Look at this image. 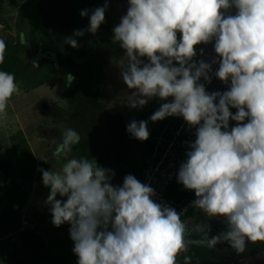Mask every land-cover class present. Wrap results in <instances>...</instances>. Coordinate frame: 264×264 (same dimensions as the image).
Instances as JSON below:
<instances>
[{
  "label": "clouds",
  "instance_id": "9594fccd",
  "mask_svg": "<svg viewBox=\"0 0 264 264\" xmlns=\"http://www.w3.org/2000/svg\"><path fill=\"white\" fill-rule=\"evenodd\" d=\"M107 8L105 3L90 16L81 11L89 18L87 32L97 34ZM112 33L127 58L120 70L133 90L127 106L142 109L159 99L152 122L177 117L195 129L177 182L194 192L191 205L223 218L226 230L208 235V246L227 243L243 253L248 242H264V0H128ZM84 34L75 30L66 43L76 49ZM210 43L212 61L194 59L197 46ZM5 50L0 39V65ZM213 77L227 90L208 92ZM18 93L14 75L0 70V116ZM126 131L141 142L150 136L144 120L130 121ZM80 140L76 130L66 129L57 155L70 157ZM38 171L49 189L51 223L70 226L77 264H178L187 252L180 213L163 197L173 177L153 189L128 174L116 186L112 170L87 158H68L58 172Z\"/></svg>",
  "mask_w": 264,
  "mask_h": 264
},
{
  "label": "rangeland",
  "instance_id": "374dc122",
  "mask_svg": "<svg viewBox=\"0 0 264 264\" xmlns=\"http://www.w3.org/2000/svg\"><path fill=\"white\" fill-rule=\"evenodd\" d=\"M103 1L104 3L88 5L83 9L88 10L90 16L92 10L103 7L105 3L108 4L105 13L106 22L95 35L97 38H107L109 42L105 45L110 44L113 49L110 51L112 54L109 52L106 65L101 73V79L104 82L101 102L111 114L121 113L129 119L133 115L143 114L146 106L142 109H130L127 106V102L131 99L132 90L126 88L120 77V70L126 64L127 58L118 43L112 39V28L126 14L128 0ZM40 2L41 0L18 1V9L10 4V0H0V39L4 40L6 44L5 57L13 54L23 57L24 52L31 56V58L24 60L23 66L16 70L14 77L19 87V93L12 96L8 101L6 113L0 116V158L4 159L0 167V179L5 184L4 187L1 186L0 188V211L4 215H8L14 210L16 212L18 206H22L20 232L12 237L19 248H24L25 242L29 240L25 250L29 253L28 262L34 261L32 257L37 253L41 256L45 253L42 252L43 248L35 239V234H32L35 232L41 240L45 241L44 246L48 248L47 252L53 256L51 261H39L36 258L38 264H73V246L66 238L67 236L63 235V232L66 234L68 232L67 226L64 224L57 228L51 223L52 217L48 206L45 204L49 189L43 185L42 174L38 169L43 166L45 170L52 169L58 172L66 160L70 158L57 155L62 134L66 129L76 130L81 136L80 141L95 138L92 131L87 129L91 125L85 120L84 123L82 122L84 125L83 133L76 128L78 126L76 117L79 116L72 117V112L75 114L76 109L72 110L73 107L68 104L63 93L65 79L71 70L69 68L72 67L70 62L74 61V59H70V62L66 63L65 59L67 54L72 55L73 52L80 54V49H73L72 47L66 49L65 44H59L53 39L52 31L44 26L48 25L50 18L41 11ZM43 13L45 20H43ZM63 16V14L58 16V19H62ZM82 18L85 23H89L87 16ZM61 25L62 22L56 23L58 31L62 29ZM21 44L24 45V50H21ZM40 46L42 47L40 52L42 59L37 57L36 60H31ZM106 49L108 48L106 47L104 50ZM46 50L52 51L54 57H57L56 60H53V64L43 55ZM97 52L101 51L97 49ZM103 52L100 55L104 59L106 54ZM61 71L67 76H61ZM83 72L84 70L79 72V81H82ZM86 84L83 80L81 89L84 93ZM79 93L81 94V91ZM80 119H82V115H80ZM9 183H13V187ZM143 183H147L153 188L150 177L146 176ZM14 185L17 188L15 191ZM154 187L156 188V186ZM19 189L22 193L17 196ZM14 195L19 197L18 201L17 199L15 202L14 199L9 201ZM182 211L183 208L177 211L180 216ZM200 212L201 215L208 216L201 209ZM213 219L218 222L219 232L226 230L223 218ZM218 234L214 232L213 236ZM256 242H248L243 253H237L229 244L222 243L219 253H208L206 261L190 264H208V262L212 264H264V249H258L253 253L250 251L251 247L256 246ZM8 244L7 242L3 243L6 247L5 250L8 249ZM37 244L40 248H37L38 252L35 254L34 250L36 251L35 246ZM203 248L200 247L201 251L195 249L196 253L200 255L198 261H202L204 258L201 254L206 250H202ZM213 248L219 249L218 245ZM10 258L15 264L14 258L12 256ZM47 259L49 258L47 257Z\"/></svg>",
  "mask_w": 264,
  "mask_h": 264
},
{
  "label": "flooded vegetation",
  "instance_id": "af4514ba",
  "mask_svg": "<svg viewBox=\"0 0 264 264\" xmlns=\"http://www.w3.org/2000/svg\"><path fill=\"white\" fill-rule=\"evenodd\" d=\"M177 38L180 39L179 33H177ZM196 50L197 57L194 58L196 60L203 59L210 63L216 55L212 43L198 45ZM201 50H203L202 56L200 55ZM41 51L42 47L40 46L31 60H36L37 57L40 58ZM43 55L52 64L53 60L57 58L50 50L44 51ZM217 68L218 64L213 65V71ZM206 90L208 92H223L227 90V86L213 77L211 84L206 85ZM171 99L169 98V100ZM160 104L159 99H153L146 105L143 114L133 115L129 119L121 113L111 114L106 110L101 115L104 119L102 128L92 131L95 139L87 138V141L82 140L79 144L73 146L70 158H87L90 161H96L103 168L112 170L114 176L111 182L116 186L122 185L124 177L128 174L134 175L141 183H143L146 176L150 177L152 184L154 183L153 188L158 185L157 182L173 177V180H167L168 185L167 188L165 187L167 191L171 181H173L172 183L177 182L179 166L186 159L187 143L195 140V129H189L183 118L177 117H168L162 121L152 122L150 117L159 109ZM232 111L235 112V109H232ZM132 120L148 121L150 136L147 141L141 142L130 137L126 131V126ZM180 190L181 201L176 203L174 200H168L169 204L167 205H170L176 211L183 208L180 218L181 221L187 222L184 223L185 228H187L185 239L189 242V246L200 247L203 231L209 230V225L213 221L216 222L213 217L201 215L200 209L191 205V202L195 199L194 192L185 190L181 184ZM175 206L178 208H175ZM66 226L68 232L67 237H65L73 245V241L69 237L70 226L68 224ZM208 233L210 234V231ZM256 248L263 250L264 242L259 241L255 247L250 248V251ZM185 256H187L186 252H182L177 257L178 264L183 263ZM199 259L190 257V263H202L208 257L206 255L202 261H198ZM208 264L212 263L208 262Z\"/></svg>",
  "mask_w": 264,
  "mask_h": 264
},
{
  "label": "trees",
  "instance_id": "16d2710c",
  "mask_svg": "<svg viewBox=\"0 0 264 264\" xmlns=\"http://www.w3.org/2000/svg\"><path fill=\"white\" fill-rule=\"evenodd\" d=\"M18 1H25V0H10V4L18 8ZM98 3H104L103 0H41V11L44 12L49 19L48 25H44L46 28H49V30L52 31L53 39L57 43L65 44L66 49L71 48L66 43V37H69L72 35V33L75 30H84L85 34L81 38H77L80 54H67V57L65 59L66 63L70 62V59H74V61H71L70 64L72 65L70 72L67 75H64L63 71H61V76H67L64 83V95L67 98V102L70 106H72V110L76 109L75 114L72 112V117H76L78 120V126L76 128L83 133L84 129V120L90 124L89 129L91 131L94 130H100L102 128V125L104 123V119H100L101 115H103V112L106 111V109L103 107V103L101 102V93L103 88V81L101 79V73L102 69L106 65V57L104 59L102 58V55L100 53L103 52V50L107 47L108 49L104 50L103 54L106 55L112 51V45L108 44L109 42L107 38H97L95 35H92L91 33L87 32L86 29L88 28L89 23H85L84 19L81 17L80 13L81 11L88 5H94ZM19 9V8H18ZM43 15V20H45V15ZM64 15L62 19H58V16ZM62 22V29L60 31L57 30L56 23ZM44 24V23H43ZM93 43V45H92ZM21 50H24V45H20ZM95 48H93V47ZM97 49L101 52H97ZM70 51V50H69ZM30 58V55L26 54L24 52L23 57L21 55H9L5 57V61L2 65H0V70L9 72L15 76L16 70L24 65V60H27ZM145 62H146V58ZM81 70H84L82 81H79V72ZM62 78V77H61ZM83 80L87 83L84 87L85 93L82 91V82ZM66 85V86H65ZM81 91V94L79 93ZM94 98V99H92ZM80 115H82V119H80ZM85 115V116H83ZM87 116V117H86ZM87 119V120H86ZM101 120V121H100ZM83 122V123H82ZM76 146V145H75ZM57 148V147H56ZM74 148V147H73ZM4 159L0 158V167L3 164ZM1 171V168H0ZM5 181V180H4ZM171 181L169 184V188L166 191H163V197L170 200H174L176 203H179L181 201V190H180V184L178 182ZM15 185H17L15 182H13ZM12 184L9 183L11 187H13ZM14 185V191L17 190ZM4 187L5 184L0 179V188ZM18 187V185H17ZM22 191L19 189V192H17V196ZM16 194V193H15ZM16 195L13 196L9 201H12L14 199V202L18 201V198ZM24 202V200H23ZM17 203V202H16ZM169 204V203H168ZM14 206V203L12 204ZM175 208H178L175 206ZM22 206H18L17 211H12V213L8 215H4L2 211H0V264H13L12 259L10 256L14 258L15 264H38L36 258L39 259V261L43 260H49L51 261V258H53L52 255H49L47 252V247L45 248L44 240H41L35 232H32V234H35V239L38 241V244L43 248L42 252H45L42 256L38 254L37 248H40L37 244L36 251L34 250L35 254L34 261L28 262V256L29 253L25 250L27 249V243L25 242L24 248H19L16 244V241L13 239V235L18 234L20 232L21 228V222H22ZM6 213V212H4ZM219 225L218 222L214 223V221L209 225V230L203 231V238H202V244H200V247H204L202 250H206L203 254H201L203 257L208 255V253H219L222 246L220 244L218 245V250H215L213 247H209L207 244V238L209 235V238H211L214 234V232H219ZM210 231V234L208 233ZM25 233V232H24ZM206 234V235H205ZM205 235V236H204ZM33 239V240H35ZM4 242L9 243L8 249L5 250V246L3 245ZM73 246V245H72ZM200 247H196L193 245L192 247L188 245V250L186 252L187 256L198 259L200 258V255L196 253V250H200ZM10 248V249H9ZM196 249V250H195ZM9 251V252H8ZM258 249H252L251 252H256ZM10 253V254H8ZM47 257L49 259H47ZM73 264H77V257L74 255Z\"/></svg>",
  "mask_w": 264,
  "mask_h": 264
},
{
  "label": "bare ground",
  "instance_id": "6f19581e",
  "mask_svg": "<svg viewBox=\"0 0 264 264\" xmlns=\"http://www.w3.org/2000/svg\"><path fill=\"white\" fill-rule=\"evenodd\" d=\"M110 54H112V52H110ZM133 91V90H132ZM43 169H45V167L42 166Z\"/></svg>",
  "mask_w": 264,
  "mask_h": 264
},
{
  "label": "crops",
  "instance_id": "0c3cea01",
  "mask_svg": "<svg viewBox=\"0 0 264 264\" xmlns=\"http://www.w3.org/2000/svg\"><path fill=\"white\" fill-rule=\"evenodd\" d=\"M89 19V18H88ZM63 235L66 236V233L63 232Z\"/></svg>",
  "mask_w": 264,
  "mask_h": 264
},
{
  "label": "water",
  "instance_id": "95a60500",
  "mask_svg": "<svg viewBox=\"0 0 264 264\" xmlns=\"http://www.w3.org/2000/svg\"><path fill=\"white\" fill-rule=\"evenodd\" d=\"M106 56H109V53H108ZM106 58H107V57H106Z\"/></svg>",
  "mask_w": 264,
  "mask_h": 264
}]
</instances>
